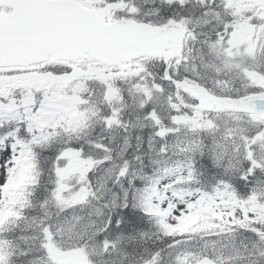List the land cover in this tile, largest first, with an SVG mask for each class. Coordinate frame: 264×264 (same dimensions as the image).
Segmentation results:
<instances>
[{"label": "snow or ice", "instance_id": "1", "mask_svg": "<svg viewBox=\"0 0 264 264\" xmlns=\"http://www.w3.org/2000/svg\"><path fill=\"white\" fill-rule=\"evenodd\" d=\"M0 264H264V0H0Z\"/></svg>", "mask_w": 264, "mask_h": 264}]
</instances>
